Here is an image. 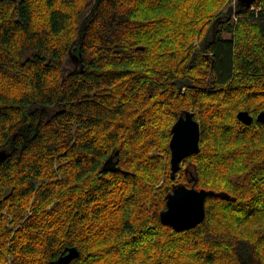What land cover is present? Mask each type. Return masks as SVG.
<instances>
[{
  "label": "trees",
  "instance_id": "trees-1",
  "mask_svg": "<svg viewBox=\"0 0 264 264\" xmlns=\"http://www.w3.org/2000/svg\"><path fill=\"white\" fill-rule=\"evenodd\" d=\"M232 2L0 0V264H264V0ZM176 182L232 198L178 232Z\"/></svg>",
  "mask_w": 264,
  "mask_h": 264
},
{
  "label": "water",
  "instance_id": "water-1",
  "mask_svg": "<svg viewBox=\"0 0 264 264\" xmlns=\"http://www.w3.org/2000/svg\"><path fill=\"white\" fill-rule=\"evenodd\" d=\"M239 1L243 5H252L255 0ZM69 61L78 67L82 61L81 52L77 55H72ZM238 118L245 123H251L254 119L248 110L239 111ZM258 119L264 121V111L258 114ZM171 132L170 175L173 180H176L178 172L183 168L184 160L200 152L201 124L195 118L193 111L184 110L173 124ZM7 155L8 150L4 149L0 151L1 160L5 159ZM108 162L110 160L106 162V165ZM208 196H219L227 200L232 198L227 192L197 188L195 184L191 186L183 183L174 184L172 190L167 195L166 208L160 212L161 221L178 232L196 227L206 217V201ZM235 199L233 197V200ZM79 254L80 251L76 246L66 248V252L54 260L53 264H71L72 260Z\"/></svg>",
  "mask_w": 264,
  "mask_h": 264
},
{
  "label": "rangeland",
  "instance_id": "rangeland-1",
  "mask_svg": "<svg viewBox=\"0 0 264 264\" xmlns=\"http://www.w3.org/2000/svg\"><path fill=\"white\" fill-rule=\"evenodd\" d=\"M232 4H235V0H233ZM68 64L71 65V66H75L73 62L70 63V61L68 60ZM80 65V64H79ZM78 65V66H79ZM184 163V162H183ZM171 170V169H170ZM177 179H178V175H177ZM176 179V180H177ZM179 182H176L175 184H178ZM197 187V186H196ZM198 188V187H197Z\"/></svg>",
  "mask_w": 264,
  "mask_h": 264
},
{
  "label": "flooded vegetation",
  "instance_id": "flooded-vegetation-1",
  "mask_svg": "<svg viewBox=\"0 0 264 264\" xmlns=\"http://www.w3.org/2000/svg\"><path fill=\"white\" fill-rule=\"evenodd\" d=\"M73 50L75 51V50H76V47H74V48L69 52V55H68V56H69V57H68L69 59H70V57H71V55H72V53H73ZM69 59H68V60H69Z\"/></svg>",
  "mask_w": 264,
  "mask_h": 264
},
{
  "label": "bare ground",
  "instance_id": "bare-ground-1",
  "mask_svg": "<svg viewBox=\"0 0 264 264\" xmlns=\"http://www.w3.org/2000/svg\"><path fill=\"white\" fill-rule=\"evenodd\" d=\"M254 120H255V119H254ZM262 122H263V121H262ZM249 124H252V123H248V125H249ZM167 226H168V225H167ZM72 262H73V261H72Z\"/></svg>",
  "mask_w": 264,
  "mask_h": 264
}]
</instances>
